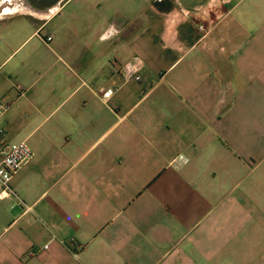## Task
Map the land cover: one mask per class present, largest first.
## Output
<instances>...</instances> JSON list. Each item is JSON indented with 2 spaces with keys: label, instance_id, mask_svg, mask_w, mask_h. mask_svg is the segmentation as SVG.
<instances>
[{
  "label": "crops",
  "instance_id": "crops-1",
  "mask_svg": "<svg viewBox=\"0 0 264 264\" xmlns=\"http://www.w3.org/2000/svg\"><path fill=\"white\" fill-rule=\"evenodd\" d=\"M31 10L0 20V132L34 153L0 264H264V0Z\"/></svg>",
  "mask_w": 264,
  "mask_h": 264
},
{
  "label": "built area",
  "instance_id": "built-area-1",
  "mask_svg": "<svg viewBox=\"0 0 264 264\" xmlns=\"http://www.w3.org/2000/svg\"><path fill=\"white\" fill-rule=\"evenodd\" d=\"M191 18L190 13L187 15ZM199 29L207 34V29L204 26H200ZM48 42L52 40V37L46 38ZM144 68V62L138 58L131 60L122 67V75L126 81H140L141 72ZM112 95L109 91L104 95L107 99ZM7 106L0 101V116L6 111ZM34 157L33 150L26 142L11 143L6 140L2 132H0V199L7 198L8 196L15 195L11 187V182L14 176ZM176 165L181 166L188 163V159L185 156H180L174 162ZM49 246H45L44 249H48Z\"/></svg>",
  "mask_w": 264,
  "mask_h": 264
},
{
  "label": "rangeland",
  "instance_id": "rangeland-1",
  "mask_svg": "<svg viewBox=\"0 0 264 264\" xmlns=\"http://www.w3.org/2000/svg\"><path fill=\"white\" fill-rule=\"evenodd\" d=\"M5 1L6 0H0V10L2 9V6L5 4ZM18 12H8V13H4L2 15H0V20L4 19V18H7L9 16H12V15H15L17 14ZM17 20H13V22H11V24L9 25H2L0 24V33L2 32H5L9 29H12L14 26H16L17 24ZM24 30L20 33H18V35H16L12 40L13 42H17V43H20L22 42L24 39H25V35L23 34ZM35 44V41H31V39L27 42V48H31L33 47V45ZM1 46L4 45V41L1 40ZM11 64L6 66L5 68H2L0 70V91L1 93L3 94H7L11 91H15L16 90V87H15V84H13V80H10L9 79V75L10 72H11ZM2 94V95H3ZM3 103V102H2ZM6 105V104H4Z\"/></svg>",
  "mask_w": 264,
  "mask_h": 264
},
{
  "label": "bare ground",
  "instance_id": "bare-ground-1",
  "mask_svg": "<svg viewBox=\"0 0 264 264\" xmlns=\"http://www.w3.org/2000/svg\"><path fill=\"white\" fill-rule=\"evenodd\" d=\"M28 0H6L0 10V15L8 12H30L32 6Z\"/></svg>",
  "mask_w": 264,
  "mask_h": 264
},
{
  "label": "water",
  "instance_id": "water-1",
  "mask_svg": "<svg viewBox=\"0 0 264 264\" xmlns=\"http://www.w3.org/2000/svg\"><path fill=\"white\" fill-rule=\"evenodd\" d=\"M33 9L45 11L46 9L52 8L62 0H28Z\"/></svg>",
  "mask_w": 264,
  "mask_h": 264
}]
</instances>
